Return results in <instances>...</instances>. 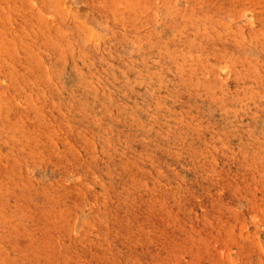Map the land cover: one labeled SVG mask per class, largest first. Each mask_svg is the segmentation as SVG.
I'll return each instance as SVG.
<instances>
[{
    "label": "rangeland",
    "instance_id": "1",
    "mask_svg": "<svg viewBox=\"0 0 264 264\" xmlns=\"http://www.w3.org/2000/svg\"><path fill=\"white\" fill-rule=\"evenodd\" d=\"M0 264H264V0H0Z\"/></svg>",
    "mask_w": 264,
    "mask_h": 264
}]
</instances>
